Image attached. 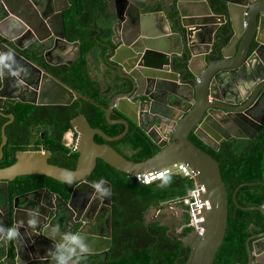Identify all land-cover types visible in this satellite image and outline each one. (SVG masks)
Listing matches in <instances>:
<instances>
[{"label":"water","instance_id":"water-1","mask_svg":"<svg viewBox=\"0 0 264 264\" xmlns=\"http://www.w3.org/2000/svg\"><path fill=\"white\" fill-rule=\"evenodd\" d=\"M152 1H155L154 4H150ZM146 2L135 5L131 0H108L111 36L109 42L98 41L108 49L101 60V65L106 69L105 75L104 70L102 72L104 84L111 87L110 80H114L116 73L128 83L129 88L117 93L113 87L115 92L105 108L106 121L109 124H122L124 130L117 136H109L101 129L91 127L86 117L78 114L70 120L71 132L75 133L73 146L78 153L74 169L49 163L51 152L45 149L19 150L12 164L0 168V210L2 205L7 209L8 182L17 176L38 174L74 184L69 201L46 189L50 202L47 205L39 204L34 193L29 192L22 195L25 202L12 204L8 218L1 215L0 264H56L57 255L66 256L67 264H80L77 259L90 254H103L105 263L109 264L107 255L111 247V231L107 234L101 230L94 232L98 222L77 218L68 235L64 229L62 233L57 231L61 210L66 211L78 189L84 186L87 191L96 189L86 179L99 159L131 176L159 170L174 163L187 164L194 172L195 185L204 188L201 199L209 203V207L202 211L203 220L199 222L203 232L193 229L186 235L182 234L177 229L180 216L159 215L151 221L165 226L167 234L181 241L189 251L186 262L182 264H213L226 233L228 196L218 162L189 136L193 133L216 151L221 140L218 131L223 132L224 126L229 128L234 137L251 140L257 137L264 116L257 120L251 119L246 107L250 104L249 92L253 89L256 90L253 98L264 99V0ZM68 7V0L55 3L52 0H0V56L6 57L0 63V96H7L2 92L10 88L6 80L9 75L16 78L11 81V90L16 92L21 88L20 93H16L20 94L22 102L68 106L79 98L88 100L87 96L46 70L39 73L41 80L33 93L35 98L25 100L26 94L22 89L26 86V80L23 74L18 73L19 68L13 62L19 60L26 65L27 59L20 50L32 43L33 33L39 31L40 23L46 24L51 33L38 40L43 41L48 36L53 38V42H50L52 48L44 52L46 62L51 65H74L82 57V51L78 40L69 41L66 38L63 10ZM45 9L48 11L45 12ZM5 19L19 21V27H13V36L3 33ZM26 35L32 39L25 42ZM227 37L225 43L223 40ZM54 53L59 56L56 62L53 61ZM235 75H240L241 82H247L250 87L246 90V104L240 108L229 106L235 102L229 101L230 96L226 94L237 98L246 96L241 94L239 87L232 85ZM181 91H187V96L181 95ZM113 111L124 118L111 119ZM225 112L230 113L224 123L222 119L227 115H223ZM8 117L13 120L12 114ZM129 121L146 133L160 148L158 152L135 162L125 158L109 144L95 142V135L107 142L123 138L128 132ZM4 129L5 126H0L3 141L6 140ZM257 183L261 182L238 186L232 196L234 202L242 185ZM102 185L111 191L110 182L102 181L100 187ZM54 198L57 201L51 203ZM110 203L111 195L108 194ZM163 205L169 207L167 202ZM240 208L259 210L264 217V203L260 207ZM31 218H35L37 223L30 225ZM107 221L111 222L110 210ZM76 225L79 230L73 233ZM10 227L19 231V236L11 241L5 239L4 235V230ZM86 227L90 231L84 232ZM57 234L61 237L57 238ZM72 234H76L81 244L90 251L82 252L71 241L67 248L57 249L54 246L55 242L64 243L65 237ZM245 246L247 264L260 263L258 259L264 257V230L247 238ZM49 249L56 255L50 256Z\"/></svg>","mask_w":264,"mask_h":264},{"label":"trees","instance_id":"trees-1","mask_svg":"<svg viewBox=\"0 0 264 264\" xmlns=\"http://www.w3.org/2000/svg\"><path fill=\"white\" fill-rule=\"evenodd\" d=\"M70 3L71 8L63 14L68 30L67 38L69 41L80 42L82 57L72 66L61 64L49 69L61 81L87 96L88 100L79 98L68 106L37 105L28 102L10 104L8 112L14 114L15 122L6 128L5 133L9 136L6 153L9 158L3 165L7 166L15 161V151L28 149L30 127L34 124L45 127L44 140L39 141L44 149L51 152L48 162L69 169L75 168L78 157L73 145H68L64 139V135L72 131V118L83 114L91 127L99 128L112 137L124 130L123 125L109 124L106 121L105 108L108 107L114 92L104 84L103 79L101 83L91 76L87 58L91 55L93 61L98 63L103 56L105 47L98 45L96 38L104 40L110 35L109 17L105 18L106 3L104 0H70ZM114 116L111 115V119ZM3 120L2 118V122ZM190 139L218 162L228 196L226 233L213 264H247L245 242L251 235L264 230V217L259 210H245L240 206L260 207L264 203V122L255 139L231 138L222 141L217 151L194 135H191ZM94 140L99 144L106 143L99 135H95ZM107 143L125 158L135 162L149 158L160 149L145 132L133 124L129 126L123 138ZM26 177L28 176H17L16 181L10 183L11 194L16 192L14 188L21 186V180H26ZM29 177L33 181L38 178V182L21 187V191L44 185L67 199L74 186L44 175ZM88 180L93 184L100 180L111 183L113 234L112 246L107 255L109 264L186 262L188 253L183 243L168 235L166 227L159 226L156 222L146 226L145 221L150 208L169 202L183 211L182 220L184 223L188 222L189 214L178 198L194 187L193 179L182 174H171L149 184H142L137 182L134 176L121 172L99 159ZM254 182L261 183L242 185L234 202L232 196L235 189L241 184ZM190 231L191 227H185L182 234L186 235ZM86 258L91 261L90 264H106L103 254H91ZM83 264L87 262L84 260Z\"/></svg>","mask_w":264,"mask_h":264},{"label":"flooded vegetation","instance_id":"flooded-vegetation-1","mask_svg":"<svg viewBox=\"0 0 264 264\" xmlns=\"http://www.w3.org/2000/svg\"><path fill=\"white\" fill-rule=\"evenodd\" d=\"M56 1H61V0H52L53 3H55ZM68 1H69V7L63 10V14L66 10H69L71 8L70 0H68ZM131 1L135 5L143 4L142 2L147 3L146 2L147 0H140V1L131 0ZM104 2L106 3V11H105L106 16H105V18H108L109 13H111V11L109 10V7L107 5L108 0H104ZM62 4L63 3H61L60 5L62 6ZM119 4H120V8H121V3L119 2ZM143 7L146 8L145 6H143ZM147 8H149V6ZM151 8H153V7L151 6ZM148 10L149 9H147V11ZM153 10L157 11L156 9H153ZM44 11L47 12L48 9L47 10L45 9ZM149 11H152V10H149ZM63 17H64V15H63ZM64 22H65V18H64ZM263 22H264V19H263ZM38 24H39L38 28H40V29H39V31L37 30L36 34H33L34 40L32 41L31 44L28 45L27 48L23 49V50H26L27 52L20 50L21 55H23L27 59L26 65L24 66L19 60L13 61L14 64L17 65L19 68L18 73L23 74V77L26 80L25 81L26 86H24L22 89L24 91V93L26 94L25 95L26 97L24 98L25 100H33V98H35L33 93L38 89V85H39L40 80H41L40 79L41 75L39 74L40 71L43 72L44 70H46V71L50 72L52 75H54L50 71L49 68L59 66L58 64L51 65V64H48L46 62L44 52L46 50H48L49 48H52L53 45L50 44V42H53V38L48 36L43 41L38 40L39 37L42 38V37L51 33V29H49L46 24H40V23H38ZM65 30H66V38H67L68 30H67L66 24H65ZM98 33L100 34L101 31H98ZM110 36H111V33L107 39L102 40L101 38H99V39L96 38V40H97V42L101 41L103 43H106V42H109ZM31 39H32V37L29 35H26L24 37L25 42L30 41ZM223 41L226 43L228 41V37L225 38ZM98 45L101 46V44L99 42H98ZM103 47H105V46H103ZM95 50L98 51L97 47H95ZM107 52H108V49L105 47V50H103L102 54L105 55ZM54 56L55 57L53 58V61L56 62L57 61L56 58H59V56L56 55L55 53H54ZM102 58H103V56H102ZM102 58L99 60L98 63H95L93 61L91 55H89V57H88L91 76L93 78L98 79L99 81L101 79L99 76L101 75V72H103V70H104V75L106 74L105 67L103 65H101L102 64L101 63ZM32 70L34 73L32 72ZM36 70H38V73ZM94 74H97L98 76L94 75ZM54 76L57 77L56 75H54ZM187 77L188 76H186L185 78H187ZM15 79H16L15 77L8 75V79H6V80L9 82L10 88L5 89L2 92L3 95H7V96L6 97L0 96V126L1 127L5 126V129H4L5 132H6V128L10 124H13L15 122V116L12 112H8V109H9L8 106L10 104H16V103L22 102L20 94L16 93L17 91L20 93L19 90L21 88L19 90H17L16 92L11 90V85H13V83L11 81H13ZM110 82H111V87H112V89L110 87L111 92H115L113 90V87H114V89H116L115 93H117L119 91H124L127 88H129L127 85L128 83L126 81H124L122 78H120L119 74H117V73H116L114 80L111 79ZM0 90H2V87H0ZM255 91L256 90L253 89V90H251V92H249L251 101H250V104L248 105V107H246V109H248L247 112H248V115L251 117V119L253 118V119L257 120V118L259 119L262 116H264V99L257 100L256 96H255V98H253V96L256 94ZM226 94H227V96H230L229 101L235 102L234 104H229V106H231L233 108H240L246 104L244 102H245V98L247 97L248 92L246 93V96L244 98L243 97L237 98L236 96L230 95L228 93H226ZM181 95L187 96V91H181ZM209 99H210V97H209ZM28 103H30V102H28ZM228 113H230V112L223 113V115L227 114L224 118L222 117L223 118L222 120L224 121V123L228 119L227 118ZM232 113L235 114V112H232ZM10 114L13 115V120L8 117V115H10ZM113 114L115 115L114 118H112L113 120L124 118L122 115L116 113V111H113L111 113V115H113ZM2 118L4 119L3 122H2ZM116 124H119V123H116ZM131 124L135 125L133 122L129 121V126ZM224 127H225V129L223 132L221 130L218 131V133L221 135V140L219 141V148H220V144L222 141L229 140L231 138L248 139V138L234 137V136H232V132L230 130H228L229 128L226 126H224ZM230 128H231V126H230ZM249 128H251V127L249 126ZM30 130H31V135H30L29 141L27 143V148L31 149V150H43L44 147L39 140H44L45 127L41 126V124H34L30 127ZM5 135H6V140L3 141V139L1 138V132H0V152H2V154L0 153V168L6 166V165H3V163H6V160H8V158H9V155L6 153V149H8V147H9V144H8L9 136L6 133H5ZM72 135L74 136V132ZM191 135H193V133L190 134L189 138L191 137ZM73 139H75V136L73 137ZM37 141H39V142L37 143ZM106 143H107V141H106ZM71 144L73 145V143H71ZM68 145H70V144H68ZM33 147H37V148L32 149ZM73 148H74V146H73ZM28 149H26V150H28ZM17 151H19V150H17ZM17 151H15L14 156L16 155ZM22 151H24V150H22ZM30 175L33 176V175H38V174H30ZM22 176H28V177H26V180H21V182H20L21 186H19V187L16 186V188H14L16 191L14 194H11L10 183H12L13 181H16V178L13 179L12 181L8 182V193H9V203L8 204L9 205L7 206V209H6L5 205L1 206L0 213H2L3 211L4 212L2 214H0V217H1V215H3L4 217L8 218L12 204L14 202L19 203L20 201H23L24 197H22V195H24L26 193L33 192L35 197L37 198V202L39 204L41 203V204H45V205H47V202H50V199L48 200V198L46 196V189L53 192L54 194L60 195V193L54 192L49 187L44 186V185L36 186L35 188L29 189L26 191H21L20 190L21 187H24L25 185H28V184L33 185L34 183L38 182V178H35L33 181V180H31V177H29V175H22ZM102 181L108 182L107 180H100L96 184L100 185V183ZM86 182L91 184L92 186H94V184L88 180V177L86 179ZM80 190L82 193L80 192ZM108 191L109 190H108L106 185H102L100 187V190H97V188L96 189L90 188L88 191H87L86 186H84L82 189L80 187L78 189L77 193L74 195V198L72 199L70 205H68L66 207V211L64 209L61 210L62 215L60 216V219H57V222L59 224V227H58L59 229H57V231L59 233H62V231L64 232V230H66L65 234L68 235L70 233V229L72 228V225L75 222V220L77 218H79V219L84 218L88 221H93V222L99 223L98 226L96 227V229H94V232H96V233H98L99 230H101L102 233L107 234L108 231L110 230L111 231V246H112V234H113L112 216H111V222L108 223V221H107V215L109 213V210L112 213V188H111V191H109V192ZM71 192H72V190H71ZM71 192H70L69 197L67 199L64 198L66 201H69ZM108 194L111 195L110 205L108 204ZM61 197H63V196H61ZM54 201H57V200L54 198V200H51V203H53ZM167 208L168 207L164 206L163 203L158 204V206H153L152 208H150V210L146 214L145 225L148 226L152 223H155L156 221H151L153 217H156L159 215H166ZM172 214L173 213H171V215ZM156 223L159 225L158 222H156ZM186 224H187V222L184 223V221L182 220V214H181L179 221L177 223V229L182 233L184 228L187 227ZM62 229H64V230H62ZM78 230H79V227H78V225H76V228L73 231V233H76ZM88 231H90V229L86 227L84 232H88ZM51 233L55 234V232H51ZM166 233H167V231H166ZM25 235H27V232H25ZM25 235H24V239L27 240ZM55 236H57V238L61 237L60 234H57ZM185 250H186V253H189V251L186 248H185ZM103 259H104V257H103ZM84 260L87 262V264L88 263L90 264V262H91L86 258V256H84L80 260V262L83 263Z\"/></svg>","mask_w":264,"mask_h":264},{"label":"built area","instance_id":"built-area-1","mask_svg":"<svg viewBox=\"0 0 264 264\" xmlns=\"http://www.w3.org/2000/svg\"><path fill=\"white\" fill-rule=\"evenodd\" d=\"M171 174H182L183 176L193 179L194 172L187 164L179 162L159 170L139 173L134 177L139 183L149 184ZM202 192H204L203 186L198 187L194 183V187L192 189L188 190L185 195L178 198V201L181 202L189 214V220L186 226L196 229L200 233L203 232V228L199 226V222L203 220L202 211L209 207L208 201L202 200L200 197ZM182 212L183 211L179 207H176L175 204L169 203L166 214L168 216L173 215L174 217H179ZM171 213L173 214L171 215Z\"/></svg>","mask_w":264,"mask_h":264},{"label":"clouds","instance_id":"clouds-1","mask_svg":"<svg viewBox=\"0 0 264 264\" xmlns=\"http://www.w3.org/2000/svg\"><path fill=\"white\" fill-rule=\"evenodd\" d=\"M6 57L4 56H0V63L3 62V60L5 59ZM71 132V131H70ZM73 134V133H72ZM74 140V139H73ZM73 143V141H72ZM71 144V143H70ZM94 186L97 188V190H100V185L99 184H96L94 183ZM169 204V202H167ZM183 213V212H182ZM181 216V215H180ZM180 218V217H179ZM37 223V220L35 218H31L29 220V224L30 225H34ZM193 230V229H192ZM4 235H5V239L11 241V240H14L16 239L18 236H19V231L17 228L15 227H10L8 228L7 230H4ZM71 241V242H75L79 247H80V250L82 252H89L90 249L89 248H85L84 245L81 244L80 240L78 239L77 235L76 234H72L70 236H66L65 237V242L60 244V243H54V246L57 248V249H63V248H67V245H68V242ZM49 255L52 256V255H56V254H53L51 249H49ZM67 260L68 258L64 255H57L56 256V264H67Z\"/></svg>","mask_w":264,"mask_h":264},{"label":"crops","instance_id":"crops-1","mask_svg":"<svg viewBox=\"0 0 264 264\" xmlns=\"http://www.w3.org/2000/svg\"><path fill=\"white\" fill-rule=\"evenodd\" d=\"M136 1H140V0H136ZM155 1H152L151 4H154ZM6 21L4 22L3 26L6 25V28L3 30V33H5L6 35L8 36H13V27L14 26H18L19 27V21L17 19H13V21H10V20H7L5 19ZM18 22V23H17ZM26 34V33H25ZM34 34V33H33ZM18 38V37H17ZM71 50V49H70ZM23 51H26V50H23ZM17 69V68H16ZM94 75H97V74H94ZM98 76V75H97ZM101 79L100 81H102L103 79V75H102V72H101V75L99 76ZM244 81L241 82V76L240 75H235V78L233 79L232 81V85L235 87V88H238L241 90V94H243V96H245V94L247 93V89H249V84L247 85L245 82V84H243ZM242 85V86H241ZM244 98V97H243ZM25 202V200H23ZM28 204V203H27ZM27 204H23V205H27ZM80 260H81V257H80ZM79 258L77 259V261L82 264L80 262ZM260 263H263L264 261V257L263 258H259L258 259Z\"/></svg>","mask_w":264,"mask_h":264},{"label":"rangeland","instance_id":"rangeland-1","mask_svg":"<svg viewBox=\"0 0 264 264\" xmlns=\"http://www.w3.org/2000/svg\"><path fill=\"white\" fill-rule=\"evenodd\" d=\"M73 135H72V132H67L65 135H64V138H65V140H66V143L67 144H70V143H72V141H73Z\"/></svg>","mask_w":264,"mask_h":264}]
</instances>
